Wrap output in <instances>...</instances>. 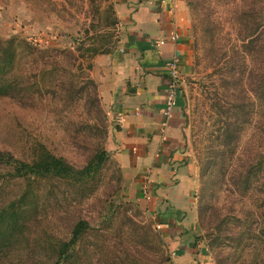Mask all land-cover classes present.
Listing matches in <instances>:
<instances>
[{
    "label": "rangeland",
    "instance_id": "obj_1",
    "mask_svg": "<svg viewBox=\"0 0 264 264\" xmlns=\"http://www.w3.org/2000/svg\"><path fill=\"white\" fill-rule=\"evenodd\" d=\"M184 1L192 3L194 70L181 82L182 145L197 179L187 226L215 264L220 255L230 257L231 241L239 249L237 264H264V0ZM124 27L116 0H0L3 39L60 49L83 41V51L113 50ZM20 55L10 72L28 80L32 55ZM92 56L85 51L76 59L75 69L83 65L75 72L76 89L67 92L71 77L61 68L40 82L43 96H0V150L31 161L43 144L78 169L106 153L80 182H29L0 164V264H57L59 244L71 238L79 219L88 226L65 264H169L177 252L147 194L126 181L107 146L99 85L100 102L85 86L88 76L94 79L87 68ZM61 79L67 82L58 89L66 90L63 100L53 99L50 90Z\"/></svg>",
    "mask_w": 264,
    "mask_h": 264
},
{
    "label": "crops",
    "instance_id": "obj_2",
    "mask_svg": "<svg viewBox=\"0 0 264 264\" xmlns=\"http://www.w3.org/2000/svg\"><path fill=\"white\" fill-rule=\"evenodd\" d=\"M125 25L119 45L94 57L91 74L108 116L111 150L133 186L148 185L152 215L175 256L169 264H215L187 222L197 179L184 152L182 83L167 110L169 65L180 80L194 70L190 16L184 0H116ZM179 34L178 40L171 36ZM167 38L161 47L155 41ZM122 117L123 121L118 119Z\"/></svg>",
    "mask_w": 264,
    "mask_h": 264
},
{
    "label": "trees",
    "instance_id": "obj_3",
    "mask_svg": "<svg viewBox=\"0 0 264 264\" xmlns=\"http://www.w3.org/2000/svg\"><path fill=\"white\" fill-rule=\"evenodd\" d=\"M187 5L189 7L192 6L191 1H188ZM83 48V41H79L75 47L60 49L42 47L38 44H33L24 38L3 39L0 37V96H10L13 98H18L19 100L25 97L26 101L32 100L35 98L37 92L42 91L39 89L41 86L40 82L45 80L49 75L58 74V72H60L58 70L62 68L69 74V77H71L69 79L71 80L69 83H67L64 79L57 80L53 88L50 90V94L53 99L63 100L62 96L66 90H64V92L61 91L60 93L58 89L60 90V88H64L67 84L69 85L67 92L77 88L75 81L77 79L75 77L78 75H76L75 72L78 68L83 69V65L79 63L75 69L74 67L76 66V59H79L80 56H85V51L92 52V59L97 54L112 52V49H110L109 45H100L92 48L88 47L85 48L84 51ZM19 54H21V57H23V55H32L33 66L31 67V70H29V76L31 78L28 80H25V77L22 74L16 76L11 75L10 70L14 66L15 59ZM61 59L66 60L67 64L63 62L60 63L59 61ZM92 67L93 61L87 65L89 71L92 69ZM38 77H40V80ZM85 86L93 87L94 98L96 101L100 102L98 95V84L96 81L88 76ZM85 86H83L81 90H85ZM41 94L43 96V92H41ZM96 94L97 96L95 97ZM88 95L91 94L88 92ZM105 155V151L101 150L95 163L91 161L84 168L78 169L73 164H71L65 156L55 154L42 144L40 153L37 154L36 157H34L31 161L21 160L9 152L0 150V164L13 167L14 174L17 177H25V179H27L29 182H32L33 180H40V178L70 179L73 182H80L84 181L85 178L92 172V170L100 167ZM15 212V207L11 208L9 215L11 220L15 219ZM87 226L88 222L84 219H79L75 223L71 232V238L68 241H62L59 244L58 259L56 261L57 264H65L74 254V251L77 247L76 245L86 232ZM233 239L236 240L235 237H233ZM230 244V248L233 249L230 257L226 259L222 258L220 255V257H217V264H237L238 258L235 260L233 257L236 255L239 249L237 248V245L233 244L232 241Z\"/></svg>",
    "mask_w": 264,
    "mask_h": 264
},
{
    "label": "built area",
    "instance_id": "obj_4",
    "mask_svg": "<svg viewBox=\"0 0 264 264\" xmlns=\"http://www.w3.org/2000/svg\"><path fill=\"white\" fill-rule=\"evenodd\" d=\"M170 39L171 40H178L179 34L175 33L174 35L171 36ZM167 41H168L167 38H164V39L160 38V39L155 41V46L161 47L165 43H167ZM168 69H169L170 79H169V87H168V93H167V110H166L167 114L170 113L172 107L176 104L177 89L179 88V86L181 84L180 73H179L175 63L170 64ZM118 120L120 122H122L123 118L120 117ZM148 188H149L148 185L144 186V192L147 194V197L149 198L150 194L148 192Z\"/></svg>",
    "mask_w": 264,
    "mask_h": 264
}]
</instances>
